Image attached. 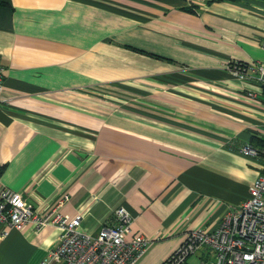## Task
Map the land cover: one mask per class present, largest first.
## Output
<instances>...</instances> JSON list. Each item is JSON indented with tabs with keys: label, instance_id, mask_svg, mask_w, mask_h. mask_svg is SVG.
Wrapping results in <instances>:
<instances>
[{
	"label": "crops",
	"instance_id": "0c3cea01",
	"mask_svg": "<svg viewBox=\"0 0 264 264\" xmlns=\"http://www.w3.org/2000/svg\"><path fill=\"white\" fill-rule=\"evenodd\" d=\"M0 15V189L83 214L96 234L123 205L136 264H165L215 230L262 170L264 87L230 61L264 60V0H12ZM0 264H39L61 229L2 233ZM203 247L181 264H215Z\"/></svg>",
	"mask_w": 264,
	"mask_h": 264
},
{
	"label": "built area",
	"instance_id": "2783aa9c",
	"mask_svg": "<svg viewBox=\"0 0 264 264\" xmlns=\"http://www.w3.org/2000/svg\"><path fill=\"white\" fill-rule=\"evenodd\" d=\"M237 78H254L264 87V60L230 61L226 65ZM0 67V92L3 89ZM245 156L261 160L262 170L250 187V195L239 206L230 208L215 230L198 229L168 258L165 264H181L203 247L213 249L215 264H264V148L246 143L240 148ZM70 200L62 194L58 205L43 210L28 202L22 192L10 187L0 189L2 233L11 228L32 225L40 230L47 225L61 229L58 244L39 264H136L154 240L143 234L128 237L133 215L123 205L115 210V222L104 224L96 234L83 230V214H65L60 208Z\"/></svg>",
	"mask_w": 264,
	"mask_h": 264
},
{
	"label": "trees",
	"instance_id": "16d2710c",
	"mask_svg": "<svg viewBox=\"0 0 264 264\" xmlns=\"http://www.w3.org/2000/svg\"><path fill=\"white\" fill-rule=\"evenodd\" d=\"M12 11V0H0V15L3 13H11ZM261 144L263 145L262 147H264V140L261 142Z\"/></svg>",
	"mask_w": 264,
	"mask_h": 264
}]
</instances>
